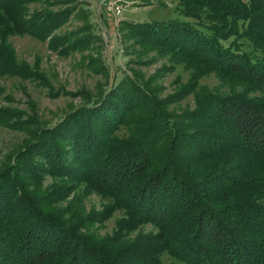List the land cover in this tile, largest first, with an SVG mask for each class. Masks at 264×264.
I'll return each mask as SVG.
<instances>
[{"label": "trees", "instance_id": "1", "mask_svg": "<svg viewBox=\"0 0 264 264\" xmlns=\"http://www.w3.org/2000/svg\"><path fill=\"white\" fill-rule=\"evenodd\" d=\"M40 1L0 0V79L49 87L9 43L63 24L66 12L30 11ZM179 6L184 19L128 24L137 46L189 73L174 95L136 76L96 94L50 90L81 101L53 126L0 109V126L25 137L0 168V264H264V0ZM210 74L224 91L200 84ZM189 96L192 109L175 106ZM79 188L103 211L84 216ZM116 212L111 235L93 231Z\"/></svg>", "mask_w": 264, "mask_h": 264}, {"label": "rangeland", "instance_id": "2", "mask_svg": "<svg viewBox=\"0 0 264 264\" xmlns=\"http://www.w3.org/2000/svg\"><path fill=\"white\" fill-rule=\"evenodd\" d=\"M129 1L131 4L117 22L97 7V0H41L31 5L32 12L56 15L66 12L63 24L46 41L28 35L9 38L18 62L31 67L37 63L49 87L36 77L22 80L2 78L0 109H12L25 121L33 108L40 122L53 126L63 113L81 101L66 96H51L50 90L53 93L61 89L68 93L85 90L96 94L100 88L107 89L114 81L136 76L144 80L153 79L152 85L159 88L161 98L174 95L178 85L187 82L189 73L181 66H173L167 58H161L155 51L137 46L128 24L184 19L179 14L180 0ZM66 38L69 39L68 46L64 45ZM75 44L76 48L72 50L69 46ZM200 84L212 90L220 88V91H224L214 74L202 78ZM175 106L192 109V97L184 98ZM24 138L22 132L0 126V168L8 151L17 147ZM51 184H55V181L51 177L45 178L43 189H48ZM81 191L77 189L76 195L80 199L78 209L85 212L84 216L90 212L103 211L105 201L94 194L86 196ZM66 203L63 202L62 206L65 207ZM71 209L75 210L74 207ZM120 218L121 214L116 212L102 225L92 229L102 236L111 235ZM151 230L150 227L143 229L145 232ZM161 260L162 264H184L167 254H163Z\"/></svg>", "mask_w": 264, "mask_h": 264}, {"label": "built area", "instance_id": "3", "mask_svg": "<svg viewBox=\"0 0 264 264\" xmlns=\"http://www.w3.org/2000/svg\"><path fill=\"white\" fill-rule=\"evenodd\" d=\"M130 4L129 0H97V7L110 15L116 22L120 21L123 12Z\"/></svg>", "mask_w": 264, "mask_h": 264}]
</instances>
